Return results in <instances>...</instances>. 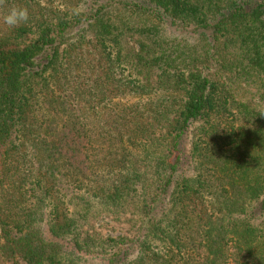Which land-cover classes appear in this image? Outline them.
<instances>
[{
    "label": "trees",
    "instance_id": "trees-1",
    "mask_svg": "<svg viewBox=\"0 0 264 264\" xmlns=\"http://www.w3.org/2000/svg\"><path fill=\"white\" fill-rule=\"evenodd\" d=\"M0 264H264V0H0Z\"/></svg>",
    "mask_w": 264,
    "mask_h": 264
},
{
    "label": "clouds",
    "instance_id": "clouds-1",
    "mask_svg": "<svg viewBox=\"0 0 264 264\" xmlns=\"http://www.w3.org/2000/svg\"><path fill=\"white\" fill-rule=\"evenodd\" d=\"M28 20V10L26 8L13 7L3 17V23L9 26H16L22 21Z\"/></svg>",
    "mask_w": 264,
    "mask_h": 264
},
{
    "label": "rangeland",
    "instance_id": "rangeland-1",
    "mask_svg": "<svg viewBox=\"0 0 264 264\" xmlns=\"http://www.w3.org/2000/svg\"><path fill=\"white\" fill-rule=\"evenodd\" d=\"M184 145L189 147V145H190L189 137H187V139H185ZM98 224L103 226V232L105 234L115 236V235L120 234L121 232H124L125 229L127 228L126 224H128V223H124V225H121L118 227V226H115L112 221L104 218V219L100 220Z\"/></svg>",
    "mask_w": 264,
    "mask_h": 264
}]
</instances>
